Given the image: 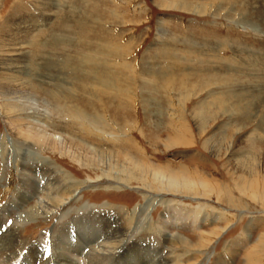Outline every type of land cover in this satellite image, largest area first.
Listing matches in <instances>:
<instances>
[{
	"label": "rangeland",
	"instance_id": "rangeland-1",
	"mask_svg": "<svg viewBox=\"0 0 264 264\" xmlns=\"http://www.w3.org/2000/svg\"><path fill=\"white\" fill-rule=\"evenodd\" d=\"M0 110L23 118L0 112V235L45 192V179L37 193L19 190L20 178L41 172L36 147L16 149L19 134L52 138L69 157L44 150L38 166L53 164L87 187L65 217L61 209L11 232L18 247L10 264H41L47 253L56 261L61 222L75 245L70 219L83 218V206L131 211L142 203L149 221L166 219L168 239L133 234L138 214L127 227L126 214L105 209L108 234L69 264H92L87 252L128 228L129 244L145 238L168 264H264V0H0ZM101 120L111 132L93 126ZM81 125L117 140L82 141ZM131 169L148 189L97 179Z\"/></svg>",
	"mask_w": 264,
	"mask_h": 264
},
{
	"label": "bare ground",
	"instance_id": "bare-ground-1",
	"mask_svg": "<svg viewBox=\"0 0 264 264\" xmlns=\"http://www.w3.org/2000/svg\"><path fill=\"white\" fill-rule=\"evenodd\" d=\"M16 68H19V67L18 66L14 67V69H16ZM103 88H105V87H103ZM104 91L99 90V91H97V93L100 94ZM116 98H117V96H116ZM0 112H2V116L5 117L6 119L8 116L10 117V115H11V117H12L11 119L14 120L13 122H15V121L16 122H22L23 121L22 114L20 115L16 111H15L16 113L13 111L4 112L2 110H0ZM26 118H28V117H26ZM26 118H24V119H26ZM20 124L21 123H17L18 127H20ZM93 126H95L97 128V130H101V128H103V129L111 132V130L108 129V127H109L108 123L104 122L103 120H101V122L95 123ZM51 127H52V125H51ZM113 128H114V126H113ZM86 129L82 126V129H81V135H83V137H81L82 141H85L87 139V137H89V139L94 140L98 146V144H100V142H109L112 144L117 140V138H116L117 134L114 131H113V133L110 134V136H108L106 138L103 136L91 134V132H89ZM102 132H103V130H102ZM42 138L40 136L36 137L34 135L30 136L27 134H19L15 140L16 149L22 150V148L30 149V147H33V148L36 147L34 149L37 150V162L34 163V166L37 169L39 167L41 168L40 169L41 172L39 171L40 173L35 171V170L33 171L34 172L33 175L35 178L37 177V181H35V178L33 177V175L32 176L30 175L32 178L31 177L20 178V180H19L20 181V183H19L20 192H22V194L27 193L28 195L31 193H33V194L37 193L39 190V188H38L39 180H44V179H45V184H44L45 192L43 193L42 197H39V198H41V201L37 204H34V206H32L26 212V214L24 213L25 216H23V219H21V220L18 219L21 222L20 221L16 222L17 228H16V226H14L15 224H13L14 231H16L15 229L22 227L23 225L33 223L36 220L37 221L38 220L45 221L47 218H50L51 216H53V212L60 211L61 209L64 211V209H66V207L69 206L70 204L78 203V199H77L78 195L83 193L84 189L87 188L85 186L84 182L79 183V182L75 181V179L71 178L69 175L58 173V171H57L58 168L56 166H54L53 164L42 162L43 164L40 163L41 165L39 164V166H38V163L43 161V160L39 161V159H38L39 153L41 151L47 150L48 152H51L54 154L57 153L60 156H63L62 158L68 156L66 153L60 152L57 149V146H55V143H54L55 141L52 138H45V137H44V139H42ZM45 141H46V143H45ZM97 150H99V149L96 148V150L94 152H96ZM72 160H73V158H72ZM20 163H22V162L20 161ZM35 167H34V169H35ZM132 170L133 169H131V171H129L127 173V175L120 174V173H111V174H113V176H111V174L109 173V174H106V176L100 175V178L97 177V179L98 180H104V181L105 180H111L112 182H114L116 184H123L126 186L130 185L132 182H136V183L140 182V183H143V185L147 184L145 181H143L144 179H142V177H140L137 173H133ZM53 174L56 175V177H53L54 176ZM101 178H104V179H101ZM98 180H96V181H98ZM93 183H95V181H93ZM39 186H40V184H39ZM44 186L42 187V189H44ZM145 186L147 187L148 185H145ZM142 187L144 188V186H142ZM147 189H148V187H147ZM23 190H24V193H23ZM115 190L117 192L118 188L116 187ZM140 190H142V189H140ZM25 197L26 196L19 197V198L24 199ZM146 197H148V196H142V199L146 200ZM147 200L150 201V205L153 204V202L155 201V203L157 202V204L159 206H161L162 208H165V209L166 208H172V206L175 205L174 203H173V205H171L170 201H163L162 199H160L159 201L156 198H154V199L150 198ZM147 204H149V203H147ZM147 204L142 203L139 205H135V207L131 211L128 209L124 210V209L116 207V206L109 207V206H106L103 204L101 206H98V208L93 207V206L92 207L83 206L81 208L82 211H86L85 213L83 212V214H84L83 218H78L77 220L70 219L69 225L72 226L71 232L73 233V235H75V237H73V236H71V237H73L75 239V242H76L75 245L70 243V239H69L70 232L68 231L69 229L66 228V230L63 231L66 224L61 222V226L59 229L60 231H58L59 233L58 232L56 233L57 234L56 236L58 238L56 237V241H55L56 243H55V247H54L55 249H53L54 250V257H55L56 261L52 262L53 254L51 255V254H48L46 252L47 253L46 259H44L45 261H40L41 264H44V263L46 264L48 262L52 263V264L53 263L54 264H69L68 260H69V258H71L70 254L75 253V252H77L76 254H80V252L85 247L90 245V243H91L90 240H92L93 237L97 236L99 238V236L107 233V229H108V224L106 222L107 220H105L102 216L99 215L105 209H110V210L112 209V210L116 211L115 212L116 214L122 215V216H125V214H126V219L128 222H126V220H125V222L127 223V227H130V223H133V222H130V220L133 219L134 215L138 214L137 220L139 221L140 225H139V227H137V229H136L137 231L133 230L134 231L133 234L139 235V233H145L146 232V233H150L153 235L155 234L156 237H158V238L160 237V235H162V236L164 235L165 238L169 237L166 235L165 231H163L162 227H160L161 223L162 224L167 223L165 218H161L160 223H158V224L157 223L154 224L153 221H149L146 218L147 215L144 214V210H148V208H150V206H148ZM90 208L98 209V210H96V212H93V213L91 211L88 212L86 209H90ZM138 210H139V213H136V211H138ZM110 212H112V211H110ZM96 213H97V215L95 216L94 214H96ZM67 214H70V213H69V211L66 210V211H64L62 217L63 216L65 217ZM190 214L192 216L194 215L192 218H195L198 214V211H195L193 214L192 213H190ZM114 215L115 214H113V216ZM131 215H132V217L130 218L129 216H131ZM106 219H108V218L106 217ZM173 220H174V218H173ZM111 221H109V222H111ZM117 222H118V219H117ZM110 225H112V224H110ZM63 226H64V228H62ZM115 227H117V226H115ZM131 227H132V224H131ZM14 231L12 229L11 230H5L0 235V257H3L2 258L3 264H7V262H8V264H10L13 260H15L12 258V256H14L13 253L16 250V248L18 247V245L14 243L15 241L11 240V238L13 237V236L11 237V232H14ZM129 231H130V229L128 228L126 231H120L119 230L118 232L116 231V233H113V235L111 234L112 237H110L109 240H107L105 243H103L100 246V248L101 247L103 248V251L101 250L102 252L99 251L98 249H93V248L91 249V251L87 252L88 261H90L92 264H141L144 260V257L148 256L147 263H145V264H153V259L155 261V264L156 263L157 264H168L167 261L165 260V258L163 259L162 257L157 256L160 251H158L157 253L153 252V248H150L149 244H146L147 240L145 241V238H143L144 241H140V242L132 241V243L129 244L128 240L126 239L129 236L128 233L131 232V231L130 232ZM158 232H160V233H158ZM216 233L219 234V232H216ZM13 235H14V233H13ZM207 236L209 238L208 240L210 241V239L212 237H213L212 239H214L215 232H214V234L209 232V234ZM139 237H141V236H139ZM146 238H148V237H146ZM201 238H203V237H201ZM203 240H204V238H203ZM172 241L179 242L180 245L183 247H189V242L180 236L173 237ZM136 243L141 244V246L143 245V247L147 246L149 249L141 250L140 248L137 247ZM209 244H210V242H209ZM80 246H81V250L78 252L77 250L79 249ZM203 247H202V249H203ZM196 248L191 249L189 247V249L193 250L194 252H196V250H197ZM189 253H190V251H189ZM31 258H34L33 254L31 255ZM75 259H77V258H75ZM73 260L74 259L72 258V261ZM86 261H87V259H86ZM250 262L251 261H249V263ZM255 262H257V257L254 258L252 261V263H255ZM81 263L84 264L82 261H81ZM70 264H73V262H70Z\"/></svg>",
	"mask_w": 264,
	"mask_h": 264
}]
</instances>
